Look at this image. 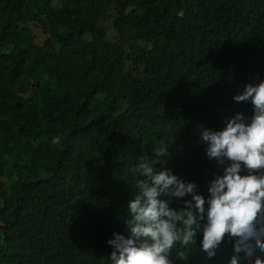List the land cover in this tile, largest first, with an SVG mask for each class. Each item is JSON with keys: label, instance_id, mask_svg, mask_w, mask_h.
I'll return each mask as SVG.
<instances>
[{"label": "trees", "instance_id": "trees-1", "mask_svg": "<svg viewBox=\"0 0 264 264\" xmlns=\"http://www.w3.org/2000/svg\"><path fill=\"white\" fill-rule=\"evenodd\" d=\"M263 10L264 0H0V264H106L107 239L129 234L128 169L154 148L167 146L158 170L207 196L222 169L198 129L251 115L232 97L264 76ZM210 53L237 77L213 73ZM195 240L186 259L173 249V264L234 254L226 239L208 258Z\"/></svg>", "mask_w": 264, "mask_h": 264}, {"label": "clouds", "instance_id": "clouds-1", "mask_svg": "<svg viewBox=\"0 0 264 264\" xmlns=\"http://www.w3.org/2000/svg\"><path fill=\"white\" fill-rule=\"evenodd\" d=\"M176 15L183 16V11ZM260 27L259 60L264 59V10ZM210 54L213 73L223 71L224 66L226 78L237 77V72L231 74L237 71L233 61L219 62L214 60L215 53ZM256 76L232 97L234 102L251 104L250 116L236 112L220 129H198L206 157L215 159L222 169L208 182L207 196L198 191L195 181L185 180L170 168L155 167L167 155V146L154 148L151 157L138 156L128 169L135 177L126 208L129 234L113 232L107 239L111 251L106 264H173V249L186 259L197 233L200 249L208 258L227 239L234 253L228 264H241L242 259L247 264H264V79H260L264 76L260 72ZM60 139L53 136L52 143ZM174 199L179 206H172Z\"/></svg>", "mask_w": 264, "mask_h": 264}]
</instances>
